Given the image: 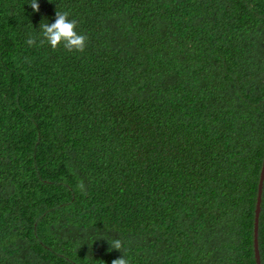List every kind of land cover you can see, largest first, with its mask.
I'll return each instance as SVG.
<instances>
[{"label":"trees","instance_id":"1","mask_svg":"<svg viewBox=\"0 0 264 264\" xmlns=\"http://www.w3.org/2000/svg\"><path fill=\"white\" fill-rule=\"evenodd\" d=\"M28 2L0 0V264H255L264 0ZM56 11L83 52L39 45Z\"/></svg>","mask_w":264,"mask_h":264},{"label":"clouds","instance_id":"2","mask_svg":"<svg viewBox=\"0 0 264 264\" xmlns=\"http://www.w3.org/2000/svg\"><path fill=\"white\" fill-rule=\"evenodd\" d=\"M28 3L31 5L33 11H39V4L37 3V0H29ZM69 15L70 14L67 11H56L55 21L53 23L49 24L46 22L39 25L41 29L39 39L40 46L47 43L53 50H55L62 45L63 48L70 53L83 52L85 50L87 36L76 31L77 21L75 19H69ZM26 44L29 47L35 46L37 44L36 37L30 35L26 39ZM79 187L81 191H83L84 186L82 183ZM109 245L111 249L119 251H121L124 247L123 242L119 238H114L109 241ZM111 264H130V261L122 253V256L113 259Z\"/></svg>","mask_w":264,"mask_h":264},{"label":"water","instance_id":"3","mask_svg":"<svg viewBox=\"0 0 264 264\" xmlns=\"http://www.w3.org/2000/svg\"><path fill=\"white\" fill-rule=\"evenodd\" d=\"M263 181H264V154L260 168L259 179L257 183L256 203L254 210L253 251H254L255 264H261L259 249H258V223H259L260 202L262 197Z\"/></svg>","mask_w":264,"mask_h":264}]
</instances>
